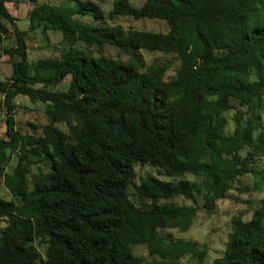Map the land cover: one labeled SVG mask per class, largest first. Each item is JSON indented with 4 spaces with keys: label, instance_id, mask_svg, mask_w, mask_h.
Wrapping results in <instances>:
<instances>
[{
    "label": "trees",
    "instance_id": "trees-1",
    "mask_svg": "<svg viewBox=\"0 0 264 264\" xmlns=\"http://www.w3.org/2000/svg\"><path fill=\"white\" fill-rule=\"evenodd\" d=\"M9 1L0 0V61L8 55L12 66L0 82V180L12 199L0 198V264H185L186 256L206 264L203 245L161 230L186 231L200 209L212 214L264 156V0H146L140 7L114 0L107 14L92 0L74 7L34 0L28 30L18 27ZM76 16L160 19L170 30L91 25ZM37 29L61 34L60 56L30 62L28 34ZM12 31L15 43L7 45ZM105 45L173 53L180 66L166 80L167 64L107 56ZM68 77L66 88L51 89ZM19 95L43 105L41 134L16 129ZM43 159L45 168L32 170ZM144 165L170 180L137 181ZM198 196L201 206L174 201ZM211 264H264V201L249 219L232 218L224 253Z\"/></svg>",
    "mask_w": 264,
    "mask_h": 264
},
{
    "label": "rangeland",
    "instance_id": "rangeland-1",
    "mask_svg": "<svg viewBox=\"0 0 264 264\" xmlns=\"http://www.w3.org/2000/svg\"><path fill=\"white\" fill-rule=\"evenodd\" d=\"M52 4H62L69 7L76 6V0H39ZM98 3L107 14L113 6L114 0H92ZM134 6L140 7L146 0H130ZM10 5V12L16 16L17 25L20 29L28 30L30 28L29 15L31 9L35 6L34 0H11L7 3ZM81 21L91 25H120L125 29L148 30L168 33L170 28L166 21L160 19L143 18L136 20L132 17L121 16L115 20L105 19L104 21L93 18L92 16H76ZM62 36L60 33L49 31L47 36L41 29L30 31L28 34L29 44V60L37 62L48 57L60 56L64 48L61 43ZM15 43L13 31L8 35L5 44L11 45ZM90 53L98 56L95 47L89 49ZM101 53L119 58L121 60L139 59L145 66L148 65H168L169 70L165 79L168 80L176 75V71L180 66L179 57L173 53H163L159 51L132 50L129 52L118 49L117 47L105 45L101 49ZM8 55H3L0 61V82L7 80L12 74V66ZM70 77L66 78L62 83L51 86V89H64L68 86ZM17 106L14 113L16 129L21 133L31 134L36 132L42 133V127L48 122V118L41 104H33L27 97L23 95L17 96L15 99ZM235 110L226 113L228 118L227 132H232L235 127L234 122ZM264 123V114H263ZM63 131H67V125L61 123L58 125ZM0 137L6 138V109L0 107ZM12 162H17L16 153L11 152ZM46 161L40 160L34 165L32 170H36L38 166L45 168ZM255 172L241 176L235 183V188L227 192L225 198L217 201L215 211L212 214L207 213L204 209H200L197 216L193 220L192 226L186 231L177 229H162V234L167 239H189L199 242L207 250L205 259L206 264H211L214 259L223 255L227 240L231 232L232 218L236 215L249 219L259 204L264 201V156L260 157L255 164ZM47 170V169H45ZM153 174L159 176L163 180H170L165 175H159L157 170L151 165L137 166L136 179L140 181L145 176ZM185 178L195 180V176L188 175ZM177 181L178 179H173ZM198 180V179H197ZM0 198L12 199L9 191L0 180ZM177 204H203V197L198 196L195 201L187 200L182 197L174 200ZM5 221H0V233L5 226ZM42 254L44 250L41 249ZM134 252L145 257L147 262H151L153 257L148 253L145 246H136ZM185 264H199L196 258L186 256L182 259Z\"/></svg>",
    "mask_w": 264,
    "mask_h": 264
},
{
    "label": "clouds",
    "instance_id": "clouds-1",
    "mask_svg": "<svg viewBox=\"0 0 264 264\" xmlns=\"http://www.w3.org/2000/svg\"><path fill=\"white\" fill-rule=\"evenodd\" d=\"M5 7H10V5H8V4H5Z\"/></svg>",
    "mask_w": 264,
    "mask_h": 264
}]
</instances>
